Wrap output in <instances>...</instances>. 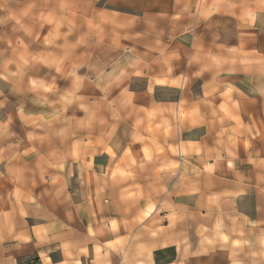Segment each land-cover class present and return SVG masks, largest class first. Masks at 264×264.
<instances>
[{
  "label": "crops",
  "instance_id": "0c3cea01",
  "mask_svg": "<svg viewBox=\"0 0 264 264\" xmlns=\"http://www.w3.org/2000/svg\"><path fill=\"white\" fill-rule=\"evenodd\" d=\"M0 38L83 136L46 176L0 141V264H264V0H0Z\"/></svg>",
  "mask_w": 264,
  "mask_h": 264
},
{
  "label": "rangeland",
  "instance_id": "374dc122",
  "mask_svg": "<svg viewBox=\"0 0 264 264\" xmlns=\"http://www.w3.org/2000/svg\"><path fill=\"white\" fill-rule=\"evenodd\" d=\"M34 57H24L19 53L18 46H8L2 43L0 38V68L4 66H19L24 64L26 60L28 63L31 62V69L26 71V78L24 75L20 76L24 72H18L17 70L11 72V85L12 81L16 82L15 86H6L4 87L1 84V78H8V71L2 72L0 71V141L1 142H21L25 141L26 143H35L40 144L42 146L41 150L36 152L35 150L31 149L23 151V155H26L27 159H31L32 162H24V164L20 163V166L24 167V170L27 174L32 176L39 174V176H46L47 171L51 169L49 167L51 156L54 152L50 149L51 144L55 142L53 139L59 138V142H65L68 138H74V142L82 141L83 136H68L66 133H61V127L65 126L68 123L67 118H59L57 119V112H62L66 110V103L58 100L57 98H51V88L48 87H35L34 85H30L29 81L26 79H31V83H34ZM39 75L41 71L37 72ZM46 72H43V77L46 79ZM25 79V81H24ZM23 102V103H22ZM81 110V106L78 107L73 105L72 111L77 112ZM40 111H43L42 118H36L38 115L40 116ZM99 110L95 111L92 109V120L91 123H97V125H104L105 121H113L114 119L109 117L106 111L103 113V118H96L93 119L94 115H98ZM26 113V117L19 118V113ZM107 113V114H106ZM88 116V115H87ZM104 117H106L104 119ZM75 125L77 127L83 126V119L82 118H74ZM89 120V119H88ZM88 120H86L88 122ZM13 128V127H21L28 131L26 134H11L8 135V129L6 128ZM41 132L39 134H34L33 128H36ZM59 128V134H53L52 128ZM93 129V126L91 125ZM93 137H99L91 136ZM104 137V136H103ZM109 137V136H108ZM53 141V142H52ZM67 151H59L60 156L64 158ZM42 157L43 163L38 160L37 162H33L34 159H38L37 157ZM62 170V167H60Z\"/></svg>",
  "mask_w": 264,
  "mask_h": 264
}]
</instances>
